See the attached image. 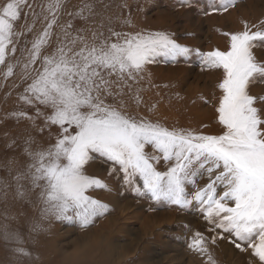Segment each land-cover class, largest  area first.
I'll use <instances>...</instances> for the list:
<instances>
[{"label": "snow or ice", "instance_id": "6c2138e0", "mask_svg": "<svg viewBox=\"0 0 264 264\" xmlns=\"http://www.w3.org/2000/svg\"><path fill=\"white\" fill-rule=\"evenodd\" d=\"M149 2L154 6L156 0ZM67 3H0V68L5 77L21 69L19 100L34 109L11 115L28 121L37 133L24 138L22 164L15 156L8 160L9 174L15 169L14 193L11 183L0 182V200L12 195L38 206L40 219L32 224L33 233L47 232L44 222L94 226L110 206L91 193L112 190L88 174V166L99 157L108 165V175L119 174L123 187L138 198L181 212L194 208L202 216L205 231L213 235L197 230L186 243L203 264H218L212 250L218 240L248 253L245 264H264V95L252 92L264 85V59L256 54L264 49V19L242 21L240 29L223 33L228 38L224 50L202 52L179 42L169 29L138 28L130 16L121 22L127 30L112 26L111 17L106 18L107 27L104 20L97 23L102 0H83L76 11H68ZM178 3L196 8V0ZM240 3L243 0H209L201 11L228 13ZM63 15L71 19L62 23ZM193 52L202 70L220 73L218 95L200 97L214 104L218 134L169 127L133 111L144 103L138 85L144 80L151 84V66L176 65ZM157 110V104L148 108ZM15 147V140L6 145ZM3 238L22 243L20 233L8 231L7 225ZM13 252L32 256L22 247Z\"/></svg>", "mask_w": 264, "mask_h": 264}, {"label": "rangeland", "instance_id": "374dc122", "mask_svg": "<svg viewBox=\"0 0 264 264\" xmlns=\"http://www.w3.org/2000/svg\"><path fill=\"white\" fill-rule=\"evenodd\" d=\"M29 2L46 5L47 0ZM82 2L68 0L67 10L76 11ZM208 3L209 0H196V8L187 9L180 7L178 0H156L154 6L149 0H102L97 5V11L102 14L96 17V22L104 20L107 27L106 18L111 17L112 26L117 30H127L121 22L130 16L138 28L169 29L176 33L182 44L208 52L216 48L224 50L228 46V38L223 33L240 29L242 21L259 23L264 19V0H243L236 8L222 14L212 13L209 8V14L204 15L201 10L208 8ZM104 5H107V10L103 9ZM27 11L25 8L24 12ZM36 11L39 12L40 8L37 7ZM70 19V16H61L62 23ZM31 20L29 17L28 22L31 23ZM23 24L22 20L19 27L22 28ZM40 27V23H37L36 28ZM31 38L29 35L28 39ZM256 54L264 59V49L258 48ZM4 71L0 68V182L11 183L13 188L10 191L14 193L15 169L9 174L7 162L13 156H20L24 138L29 133H37L28 121H18L11 115L20 110L34 112L19 100V94L23 91L19 86L21 69L17 67L16 75L12 77H5ZM150 71L151 84L144 80L138 85L143 89L144 103L133 111L151 119H160L169 127L192 128L207 134L219 133L214 123V104L200 99H212L218 95V71L202 70L201 59L195 52L176 65L160 63L151 66ZM252 92L264 95V85L254 86ZM153 104L158 105V110L149 112L148 108ZM205 124L207 128L202 127ZM13 140L16 147L6 148ZM87 171L110 185L111 191L97 190L91 193L107 203L110 212L87 229H82L75 222L53 221L44 222L48 231L37 234L31 232V226L40 219L39 207L15 200L10 195L6 202L0 200V232H3L5 222L10 226L16 225L15 231L23 234L20 235L22 243L6 241L0 233V264H203V258L187 246L186 238L190 239L197 230L206 236L213 233L205 231L208 227L206 221L194 208L181 212L173 207L161 208L150 200L138 198L135 192L123 187L119 174L108 175V165L99 157L90 163ZM205 183L206 179L200 182V186L203 187ZM183 226H189L190 230ZM34 238L39 239L38 243L34 242ZM17 247L32 252L31 258L16 256L13 249ZM212 250L218 264H245L248 257V253H241L226 240H218Z\"/></svg>", "mask_w": 264, "mask_h": 264}, {"label": "bare ground", "instance_id": "6f19581e", "mask_svg": "<svg viewBox=\"0 0 264 264\" xmlns=\"http://www.w3.org/2000/svg\"><path fill=\"white\" fill-rule=\"evenodd\" d=\"M103 9H104V10H107L108 7H107V8L103 7ZM15 157H17V158L21 161V164L23 163V160H24L23 157H20L19 155L15 156ZM1 223H4V222H1ZM16 223H17V222H16ZM4 224L8 226V231L11 232V231H15V230H16V228H15L16 225H14V226H10L7 222H5ZM0 227H1V224H0ZM0 233L3 234V232H0ZM20 235H23V234L20 233ZM38 241H39V239H38Z\"/></svg>", "mask_w": 264, "mask_h": 264}]
</instances>
